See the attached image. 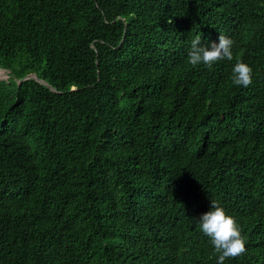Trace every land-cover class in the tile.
Wrapping results in <instances>:
<instances>
[{
  "label": "trees",
  "instance_id": "16d2710c",
  "mask_svg": "<svg viewBox=\"0 0 264 264\" xmlns=\"http://www.w3.org/2000/svg\"><path fill=\"white\" fill-rule=\"evenodd\" d=\"M0 69V264H216L211 201L264 264V0H0Z\"/></svg>",
  "mask_w": 264,
  "mask_h": 264
},
{
  "label": "clouds",
  "instance_id": "9594fccd",
  "mask_svg": "<svg viewBox=\"0 0 264 264\" xmlns=\"http://www.w3.org/2000/svg\"><path fill=\"white\" fill-rule=\"evenodd\" d=\"M234 41L220 34L214 41L203 42L201 35L190 40L187 50V63L191 66L213 67L221 61H233ZM253 81L252 67L241 59L231 66V82L236 86L247 87ZM195 222L199 231L208 238L216 253V264H224L227 258L237 257L245 252V239L236 218L226 212L217 202L211 201L208 209Z\"/></svg>",
  "mask_w": 264,
  "mask_h": 264
},
{
  "label": "rangeland",
  "instance_id": "374dc122",
  "mask_svg": "<svg viewBox=\"0 0 264 264\" xmlns=\"http://www.w3.org/2000/svg\"><path fill=\"white\" fill-rule=\"evenodd\" d=\"M7 77V71L0 69V79H6Z\"/></svg>",
  "mask_w": 264,
  "mask_h": 264
},
{
  "label": "water",
  "instance_id": "95a60500",
  "mask_svg": "<svg viewBox=\"0 0 264 264\" xmlns=\"http://www.w3.org/2000/svg\"><path fill=\"white\" fill-rule=\"evenodd\" d=\"M28 77H34V78H36V76L34 74H30V75H28Z\"/></svg>",
  "mask_w": 264,
  "mask_h": 264
}]
</instances>
